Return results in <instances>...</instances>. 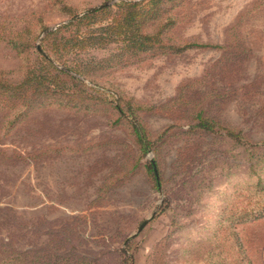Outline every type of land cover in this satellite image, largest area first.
<instances>
[{"label": "rangeland", "instance_id": "obj_1", "mask_svg": "<svg viewBox=\"0 0 264 264\" xmlns=\"http://www.w3.org/2000/svg\"><path fill=\"white\" fill-rule=\"evenodd\" d=\"M122 1L0 0V264H264V0Z\"/></svg>", "mask_w": 264, "mask_h": 264}, {"label": "trees", "instance_id": "obj_2", "mask_svg": "<svg viewBox=\"0 0 264 264\" xmlns=\"http://www.w3.org/2000/svg\"><path fill=\"white\" fill-rule=\"evenodd\" d=\"M156 0H147L146 3H137V2H120V4H114V6H118L121 8V11L117 15H110L109 18H112L111 24L101 27L100 30L91 31L90 36L83 37L82 42H89V46H91L92 42L94 47H98L102 45V41L107 42H122L126 51L130 50V56L135 54L147 53L149 50H154V46L156 44V39L154 36L146 35L142 33L141 25H142V16L145 14L143 8L149 4H155ZM139 4H141L139 6ZM153 4V5H154ZM139 6V7H138ZM110 6H106L101 8L96 13L91 15H84L81 20L78 21V24H82L85 28L89 27L91 24L88 22H84L85 20H90L97 15V13H102L104 11L109 10ZM62 28L58 29L56 33H51V35H58V32ZM89 31V30H88ZM115 31V36L117 37L115 40H112L109 37ZM107 32L109 33L107 35ZM205 47V46H203ZM85 68V67H83ZM84 73V71H82ZM197 123H195L192 128H197L203 131H209L215 133L218 130H225V136L230 139H234L237 143H241L243 140L240 138V133H234L230 129L221 128V126H216L211 119L204 118L199 112L196 115ZM132 126V133L135 138V142L138 144L141 149L142 155H146L150 150L153 142L148 138L145 130L139 125V123H134ZM216 127V128H215ZM243 144V143H242ZM245 145V144H244ZM149 168L155 174V165L153 162L149 163ZM264 220V219H261ZM260 220V221H261ZM82 260V258H80Z\"/></svg>", "mask_w": 264, "mask_h": 264}, {"label": "water", "instance_id": "obj_3", "mask_svg": "<svg viewBox=\"0 0 264 264\" xmlns=\"http://www.w3.org/2000/svg\"><path fill=\"white\" fill-rule=\"evenodd\" d=\"M148 220L143 221V223L138 227L137 231H141L142 228L147 224Z\"/></svg>", "mask_w": 264, "mask_h": 264}]
</instances>
